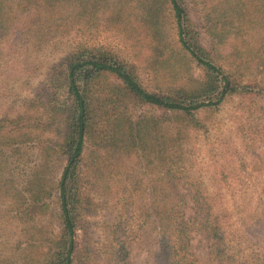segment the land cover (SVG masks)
I'll use <instances>...</instances> for the list:
<instances>
[{
    "label": "trees",
    "instance_id": "trees-1",
    "mask_svg": "<svg viewBox=\"0 0 264 264\" xmlns=\"http://www.w3.org/2000/svg\"><path fill=\"white\" fill-rule=\"evenodd\" d=\"M89 22L141 33L156 82L148 89L134 63L78 40L20 111L0 116V264H134L135 247L150 264H264V147L251 234L220 193L239 190L246 165L210 155L211 191L186 141L228 96L253 99L264 117V0H0V42L38 48ZM131 156L139 170L114 182Z\"/></svg>",
    "mask_w": 264,
    "mask_h": 264
},
{
    "label": "rangeland",
    "instance_id": "rangeland-1",
    "mask_svg": "<svg viewBox=\"0 0 264 264\" xmlns=\"http://www.w3.org/2000/svg\"><path fill=\"white\" fill-rule=\"evenodd\" d=\"M14 33L17 32L11 34ZM78 40L100 44L116 51L121 57L136 65L142 85L153 89L156 82L153 75L155 66L150 49L141 33H133L129 36L120 30L107 29L104 24L99 22H89L80 28L75 25L71 30L69 29L68 33L56 35L46 45L42 44L41 47H31L30 49L27 48L24 38L11 35L0 42V116L14 115L20 111L24 107L23 100L34 96L38 89L46 85L50 79L52 68L64 61L67 52ZM194 73L198 75V69ZM252 102L251 98L239 95L226 97L214 113L208 114L204 121L205 127L198 131L187 129L186 137V141L190 142L189 147L195 156V161L204 167V171L209 169L205 175L206 183L211 191L214 190V185L210 179V172H213L210 155L216 153L218 164L224 163L232 170L238 169L239 165H246L245 171L248 179L244 180L239 190L235 189V194L232 195L224 188L220 193L224 204L232 214L231 220L243 222L245 227L252 225L250 227L251 234L260 227L253 224V208L257 202V198L254 196L256 192L253 190L257 183L255 167L259 165L255 156L256 151L264 147V117L253 118V114L250 112ZM144 110L153 112V109L147 105L141 106L137 112ZM198 116L204 117V111L200 110ZM24 149L31 154V148ZM236 150L246 155L248 159L243 158L245 160L241 163ZM135 161V157L131 156L124 158L122 162H117L121 174L118 179L113 178L114 182L119 181L121 185L122 183L128 184L127 174L132 169L139 170V164ZM241 175H243V171ZM93 180H95L94 177ZM98 187L100 192L99 194L94 192L96 197H100L102 202L106 201L105 197L110 200L112 192L103 189L99 184ZM103 213V210H99L92 217L91 236L93 240L100 241L102 238ZM261 233H264V229H261L258 235ZM80 240L81 242L85 241L83 237H80ZM132 259L134 264H150L146 255L138 247H135Z\"/></svg>",
    "mask_w": 264,
    "mask_h": 264
}]
</instances>
